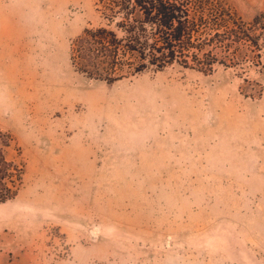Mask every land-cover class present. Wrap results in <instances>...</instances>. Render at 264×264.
Wrapping results in <instances>:
<instances>
[{"label":"rangeland","instance_id":"rangeland-1","mask_svg":"<svg viewBox=\"0 0 264 264\" xmlns=\"http://www.w3.org/2000/svg\"><path fill=\"white\" fill-rule=\"evenodd\" d=\"M96 3L0 0V131L23 169L0 264H264V71L87 78L69 50Z\"/></svg>","mask_w":264,"mask_h":264},{"label":"trees","instance_id":"trees-1","mask_svg":"<svg viewBox=\"0 0 264 264\" xmlns=\"http://www.w3.org/2000/svg\"><path fill=\"white\" fill-rule=\"evenodd\" d=\"M96 2L104 23L85 28L69 50L72 68L87 78L112 85L173 64L205 75L217 65L264 71V14L246 22L226 0ZM9 142L0 131V204L15 199L22 185L23 169L4 155Z\"/></svg>","mask_w":264,"mask_h":264}]
</instances>
